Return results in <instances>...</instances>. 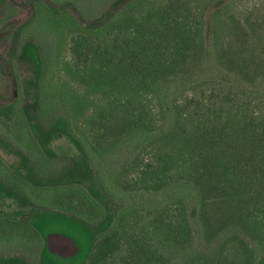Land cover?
<instances>
[{"label": "rangeland", "instance_id": "374dc122", "mask_svg": "<svg viewBox=\"0 0 264 264\" xmlns=\"http://www.w3.org/2000/svg\"><path fill=\"white\" fill-rule=\"evenodd\" d=\"M160 16L169 27L182 19L195 45L185 65L140 85L133 76L146 72L142 65L172 59V32ZM233 100L248 103L250 116L264 112V0H8L0 13V263L44 264L47 238L63 235L78 255L50 253L47 264H81L92 243L84 224L95 243L118 227L111 264H130L141 242L157 252L151 264H186L199 249L208 264L244 263L224 191H203L188 168H170L158 188L144 174L175 155L196 123L207 148L219 137L233 154ZM125 108L134 125L120 133ZM57 125L67 133L49 154L40 138ZM203 197L227 227L208 239L188 208L192 244H162L180 200L190 206ZM108 213L114 221L101 233ZM240 233L253 264L263 263L264 244Z\"/></svg>", "mask_w": 264, "mask_h": 264}, {"label": "trees", "instance_id": "16d2710c", "mask_svg": "<svg viewBox=\"0 0 264 264\" xmlns=\"http://www.w3.org/2000/svg\"><path fill=\"white\" fill-rule=\"evenodd\" d=\"M7 3L8 0H0V13ZM79 18L82 19L81 16ZM167 18L169 16H160L163 30L168 31L170 28L172 32L168 48L169 50L172 48L168 53L172 59H170V62H166L164 59L154 57L151 61L142 65L147 69L146 72L140 76H133L140 79V85L147 84L145 82L149 80L154 84L160 77L168 75V71L173 72L175 66L185 65L188 53L195 45V40L191 37L192 32L182 19L176 20L175 24L169 27L165 23ZM98 24H101V22ZM81 47L82 41L78 39L77 55L81 54ZM241 71L247 74L246 70ZM114 108L117 110V107ZM125 111L127 115L124 116V121L117 127L120 133L128 132L134 125L130 120L134 115L129 113L128 108ZM250 114L248 103L244 104L241 100L237 102L233 100V154L230 152L232 150H225L224 143L226 140L219 137L212 138L213 150L207 148L205 145L211 140H208L202 134L203 130L201 131V129H203V126L196 123L190 132L183 130L181 139L178 141L180 144L179 150L175 155L167 154L160 163V167L146 169L144 172L145 176H152L155 179L154 188H158L167 184L170 168L183 169L184 171L188 168L197 175V181L203 191H208L210 187L209 191L222 196V191H224L227 197L233 200L231 210L228 213L230 223L233 224V243H239L244 248L243 252L248 256L242 264H253V251L240 238L241 231L253 240L260 239L258 240L260 244H264V225L262 226V215L264 217V112L261 111L257 116H250ZM223 132L224 130L221 133ZM65 133L67 132L64 127L57 125L47 134L46 139L40 138L49 154L52 153V144ZM206 200L203 197L200 203L197 202L198 205L195 202L190 206L185 205V202L180 200L175 210L177 213L176 218L168 222L161 230L162 244L172 243L177 247V250H182L187 247L186 245L190 246L192 244L195 231L193 232V225L187 215L188 208L191 210L192 215L198 214L203 236L208 239L214 238L221 232L222 227L219 225H223V228L227 227L226 222L218 221V218L213 219L209 216ZM214 200L211 203L218 206L222 199L215 197ZM16 215L19 217V212ZM113 218L114 216L108 213L98 231L101 233L108 231L114 221ZM82 226L86 227L87 236H89L92 243L87 258L81 264H111L121 246L118 227L109 232L103 240L95 243L96 231L94 228L87 224ZM143 247V242H141L138 246L140 250L135 253L136 255L133 256L134 259H131L130 264H151L157 261V252ZM42 255L44 264H47V255L51 254L46 247ZM208 259V256L199 249L190 258L185 259V262L186 264H208ZM0 264H17V262ZM161 264H165L164 260ZM261 264H264V261Z\"/></svg>", "mask_w": 264, "mask_h": 264}, {"label": "water", "instance_id": "95a60500", "mask_svg": "<svg viewBox=\"0 0 264 264\" xmlns=\"http://www.w3.org/2000/svg\"><path fill=\"white\" fill-rule=\"evenodd\" d=\"M47 249L50 253L62 258L74 257L78 254L79 249L73 241L63 235H51L46 240Z\"/></svg>", "mask_w": 264, "mask_h": 264}, {"label": "flooded vegetation", "instance_id": "af4514ba", "mask_svg": "<svg viewBox=\"0 0 264 264\" xmlns=\"http://www.w3.org/2000/svg\"><path fill=\"white\" fill-rule=\"evenodd\" d=\"M46 248H47V245H46ZM48 250V249H47ZM49 252V251H48ZM50 253V252H49ZM79 253V252H78ZM78 255V254H77ZM73 258H75V256L73 257Z\"/></svg>", "mask_w": 264, "mask_h": 264}]
</instances>
